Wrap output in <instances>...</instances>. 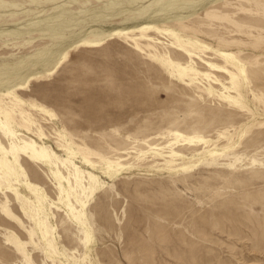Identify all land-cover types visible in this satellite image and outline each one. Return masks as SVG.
<instances>
[{"label": "rangeland", "instance_id": "obj_1", "mask_svg": "<svg viewBox=\"0 0 264 264\" xmlns=\"http://www.w3.org/2000/svg\"><path fill=\"white\" fill-rule=\"evenodd\" d=\"M0 264H264V0H0Z\"/></svg>", "mask_w": 264, "mask_h": 264}]
</instances>
